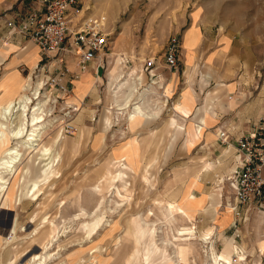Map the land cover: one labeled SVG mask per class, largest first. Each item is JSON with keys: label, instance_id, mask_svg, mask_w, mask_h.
Listing matches in <instances>:
<instances>
[{"label": "rangeland", "instance_id": "obj_1", "mask_svg": "<svg viewBox=\"0 0 264 264\" xmlns=\"http://www.w3.org/2000/svg\"><path fill=\"white\" fill-rule=\"evenodd\" d=\"M10 1V9L0 7V23L10 20V11L26 15L40 0ZM77 7L75 23L89 16L107 19L111 47L89 73L96 97L81 102L77 59L65 51L54 66L43 58L24 78L9 74L0 82V106L17 97L29 78L31 97L37 81L44 82L46 113L38 141L27 140L28 111L25 143L12 137L0 151L1 165L8 147L22 145V160L5 172L8 183L0 192V264H167L177 258L181 229L193 224L197 237L188 241L183 264H213L211 243L222 253L229 241L245 257L233 253L234 263L264 264L262 218L254 212L238 218L228 207L234 206L231 178L240 162L234 138L254 125L264 127V0H80ZM174 37L176 69L166 62ZM120 56L128 58L121 67L141 94L133 103L148 101L147 118L129 116L135 104L117 115L122 110L111 76ZM150 58L156 64L146 70ZM216 71L233 85L222 101L237 99L234 106H219L217 118L205 116L223 87ZM58 76L68 92L53 82ZM108 111L111 124L105 123ZM11 116L14 121L19 115ZM202 116V135L193 146L186 144ZM68 122L74 132L65 131ZM223 130L231 134L229 143L220 140ZM176 207L192 220L171 216ZM208 231L212 239L203 240Z\"/></svg>", "mask_w": 264, "mask_h": 264}, {"label": "built area", "instance_id": "obj_2", "mask_svg": "<svg viewBox=\"0 0 264 264\" xmlns=\"http://www.w3.org/2000/svg\"><path fill=\"white\" fill-rule=\"evenodd\" d=\"M79 3L80 0H40L26 15L18 13V18L6 22L5 41L9 42L18 34L26 36L37 44L48 66L56 65L54 58L64 51L70 52L76 57L79 70L86 71L99 59L100 54L109 51L111 42L105 16H89L74 22L80 13L77 7ZM178 61V39L174 37L167 49L166 62L176 69ZM155 64L156 59L150 58L145 63L146 70H150ZM41 66L44 67L45 64ZM60 77H55L53 82L63 92H68L66 83ZM64 127L68 133L75 131V125L70 122ZM219 137L222 143H229L231 140V134L227 130H223ZM234 139L240 162L231 178L235 193L232 212L238 218L247 219L254 212L262 218L264 226V127L254 125Z\"/></svg>", "mask_w": 264, "mask_h": 264}, {"label": "bare ground", "instance_id": "obj_3", "mask_svg": "<svg viewBox=\"0 0 264 264\" xmlns=\"http://www.w3.org/2000/svg\"><path fill=\"white\" fill-rule=\"evenodd\" d=\"M110 55L111 54L108 55V58H109ZM103 56H104V54H100V56H99L100 61H104L103 60ZM121 56L118 59V64H117L116 68L113 71V76H111L112 77V85H111V87H112L113 95L115 97V102L117 103V106L119 107L118 111L122 110L121 112H117V115H123L124 114V110L127 107H129L131 104L132 105L135 104V107L133 108V111H129V116L132 119L139 118V117L147 118V116H151V115H149L147 113L146 109H144V105L147 106L148 105V101L146 100V101H144V103L141 102V104H140L139 101H135L133 103V101L135 99L137 100L140 97L141 94L137 90V84H136L137 82L135 83V82L131 81L132 74H127L124 71L123 67H121L122 65L124 66L126 64L125 62L128 61V58L127 57L121 58ZM117 57H119V56H117ZM125 70H126V68H125ZM128 72H129V70H128ZM140 78H141V76L139 77V80H140ZM30 80H32V79L29 78L28 81L24 84V86L22 87L21 92L17 95V97H14V98L12 97V98L8 99L7 101H5L0 106V151L2 150V148L5 147V145L7 146V144L9 143V139L12 138V137L17 139V140H20V142L22 144L25 143V141L22 140V139L26 136L27 124H26L25 120H26L28 111L31 112V116H32L30 121H28L30 123L29 125L32 126L31 130L29 129V132L30 131L31 132L28 134V136H29V138L27 139L28 142H30V141L31 142L32 141H38L39 137H42L41 136V131H42V127H43L42 123L46 120L45 117H44V116H46L45 108H44L45 107V101L41 99V97H42L41 96V89L43 88L44 82H42V81L38 82L37 81L36 87H35V91L32 94L34 96L31 97L29 94H27V91H31V89L33 87L32 84L30 83ZM203 81L207 82L208 79H206V77H205L203 79ZM123 91L124 92L126 91L124 93V95L123 94L120 95V93L123 92ZM44 96H46V93L44 94ZM144 96H145V94H144ZM111 99H112V97H111ZM35 100H37V103H35L33 106H31L32 108H30V105H32ZM120 102H122V103H120ZM146 103H147V105H146ZM132 105H131V107H132ZM205 109H208V107H205ZM15 111L18 113L19 116H16L13 119L14 121H12L13 116H11V114L13 112H15ZM127 112H128V110H127ZM181 113L186 116L189 113V109H185V108L181 109ZM112 115L113 114H112L111 111L107 112V114L105 115V123L106 124H111V120H112L111 116ZM9 123H11V125L13 126L12 130L10 132L11 133L10 136H8L7 132H6V129L9 126L8 125ZM205 124H206V118H205V116H203V117L200 118L199 123H197V125H195L194 133L192 134V132H190V131L187 132L186 144L189 143L192 146L194 145L196 136L197 135H202V132H203V129H204L203 125H205ZM220 133L218 135H220ZM59 136H61V135H58L57 142L62 141V137H59ZM20 142L15 144L14 147H8L5 150L6 155L2 157V160H1L2 163L0 165V170H1V172H0V192L4 191V189L6 188L5 185H7V183H8V178L6 177L7 175L5 174V172L12 171L14 168H16L17 163L19 164L20 160H22V158H21L22 157V153L20 152V147L22 145L20 146ZM119 158L122 159L121 157H119ZM18 198H19V196H18ZM216 207H221V206L218 205V204L217 205H213V209L215 211H218L216 209ZM228 207L232 211V205L229 204ZM169 211H170V209H169ZM172 213L173 214H171V216L172 215L174 216V214H181V217H187L189 220H192V216L188 214V212L185 210L184 207H181V208L176 207L174 210H172ZM85 214H87V212ZM211 232L210 231L206 232L202 236L203 240H206V241L211 240L212 239ZM149 234H150V232H149ZM178 236H179L177 238L178 243L176 244L177 250L175 251L177 253V255H176L177 256V258H176L177 261L176 260L175 261L171 260L167 264H174V263L183 264V261L187 260V257H188L189 251H190V247L188 246V244H189L188 241H190V240H192V239L197 237L196 236V226H195V224H193L189 228H182L181 229V233H179ZM237 246H235L232 242L229 241V242H227V245H226V248L224 249V251L222 253H218L216 251V249H215L214 243H211V257H212L213 264H235L236 262L234 263L233 260H232V254L235 253V252L238 253L237 252L238 251V247ZM167 249L168 248L165 246V250H167ZM240 250H243V249H240ZM243 255L238 253V257H242L243 258L244 257ZM120 262H124V260L121 259ZM240 262L241 261H239L238 263H240ZM41 263H42V260H40L38 262V264H41Z\"/></svg>", "mask_w": 264, "mask_h": 264}, {"label": "crops", "instance_id": "obj_4", "mask_svg": "<svg viewBox=\"0 0 264 264\" xmlns=\"http://www.w3.org/2000/svg\"><path fill=\"white\" fill-rule=\"evenodd\" d=\"M0 5V7L2 8L10 9L11 7H13V1L11 2L10 0H0ZM18 13V10L8 12V19L14 18L13 14L17 15ZM5 27L6 26L3 20V22L0 23V82L3 80L4 75L7 76L9 74L17 73L19 74V76L24 78V74H26V72H34V70L37 69V66L40 65L43 60L42 53L37 44L24 35L18 34L14 36L9 42H6L3 38L6 34ZM92 64L86 71H81L78 69V74L79 76L81 74V76L78 78V80L75 81V91L77 96L81 99V102H83L88 95H92L94 97L97 96L94 88H90L91 85L90 82H88L91 79L89 77V73L93 74V71L90 69L93 66ZM216 73V76L217 78H219L220 84L223 85V87H220L219 91H217L216 93L217 97L214 99V108L212 106V108L208 110L209 114H205V116H211L212 114L217 118V108L219 106H234V104H237V99H227L226 101H222V97H225L227 92L233 90V85L227 83L225 74L220 75L217 71ZM95 77L100 78V76L96 75ZM212 90H218V86H215ZM96 103H99V101H97ZM202 104L203 103H201V105ZM86 109L84 108V111L81 112L79 116H83ZM84 126L91 128L88 125Z\"/></svg>", "mask_w": 264, "mask_h": 264}]
</instances>
